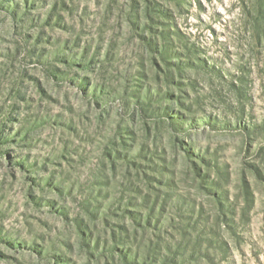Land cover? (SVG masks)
<instances>
[{
  "label": "rangeland",
  "instance_id": "1",
  "mask_svg": "<svg viewBox=\"0 0 264 264\" xmlns=\"http://www.w3.org/2000/svg\"><path fill=\"white\" fill-rule=\"evenodd\" d=\"M0 264H264V0H0Z\"/></svg>",
  "mask_w": 264,
  "mask_h": 264
}]
</instances>
